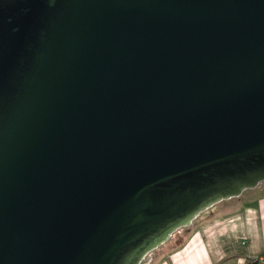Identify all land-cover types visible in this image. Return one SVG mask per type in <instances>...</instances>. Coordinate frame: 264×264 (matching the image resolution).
<instances>
[{
  "label": "water",
  "instance_id": "1",
  "mask_svg": "<svg viewBox=\"0 0 264 264\" xmlns=\"http://www.w3.org/2000/svg\"><path fill=\"white\" fill-rule=\"evenodd\" d=\"M264 181V0H0V264H139Z\"/></svg>",
  "mask_w": 264,
  "mask_h": 264
},
{
  "label": "crops",
  "instance_id": "2",
  "mask_svg": "<svg viewBox=\"0 0 264 264\" xmlns=\"http://www.w3.org/2000/svg\"><path fill=\"white\" fill-rule=\"evenodd\" d=\"M194 221L167 255L144 264H246L250 259L264 264V181Z\"/></svg>",
  "mask_w": 264,
  "mask_h": 264
},
{
  "label": "rangeland",
  "instance_id": "3",
  "mask_svg": "<svg viewBox=\"0 0 264 264\" xmlns=\"http://www.w3.org/2000/svg\"><path fill=\"white\" fill-rule=\"evenodd\" d=\"M194 220H192L191 223ZM181 230H183V229H180V230H177L176 232H174L168 238L167 241H165L164 243H162L161 245L157 246L156 248H154L153 250H151L149 253H147L146 256L141 260V262H143V264H144V263H146L145 261H147V262L148 261H152V260L155 261V259H157V257H164L165 255H167L168 254L167 252L171 248V245L177 243L179 241V239L181 238V236L178 235L179 234V231H181Z\"/></svg>",
  "mask_w": 264,
  "mask_h": 264
},
{
  "label": "trees",
  "instance_id": "4",
  "mask_svg": "<svg viewBox=\"0 0 264 264\" xmlns=\"http://www.w3.org/2000/svg\"><path fill=\"white\" fill-rule=\"evenodd\" d=\"M246 264H261L257 259H250L246 262Z\"/></svg>",
  "mask_w": 264,
  "mask_h": 264
},
{
  "label": "flooded vegetation",
  "instance_id": "5",
  "mask_svg": "<svg viewBox=\"0 0 264 264\" xmlns=\"http://www.w3.org/2000/svg\"><path fill=\"white\" fill-rule=\"evenodd\" d=\"M181 231H179V233H180ZM179 235V234H178Z\"/></svg>",
  "mask_w": 264,
  "mask_h": 264
}]
</instances>
